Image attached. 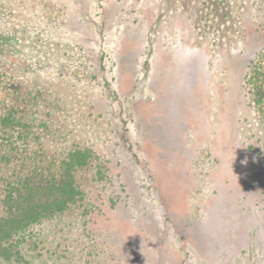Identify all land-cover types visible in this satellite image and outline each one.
<instances>
[{
	"label": "rangeland",
	"instance_id": "obj_1",
	"mask_svg": "<svg viewBox=\"0 0 264 264\" xmlns=\"http://www.w3.org/2000/svg\"><path fill=\"white\" fill-rule=\"evenodd\" d=\"M73 5L87 18L67 26ZM263 47L264 0H0L24 118L47 152L92 151L79 199L0 264H264V122L245 82Z\"/></svg>",
	"mask_w": 264,
	"mask_h": 264
},
{
	"label": "trees",
	"instance_id": "obj_2",
	"mask_svg": "<svg viewBox=\"0 0 264 264\" xmlns=\"http://www.w3.org/2000/svg\"><path fill=\"white\" fill-rule=\"evenodd\" d=\"M77 10L81 8L73 5L67 26L73 21L83 23L84 17L87 18ZM246 76L248 93L264 122V47ZM15 85L11 73L0 66V259L3 260H12L19 254L14 244L19 233L38 221L61 214L79 199L76 172L92 155L90 149L77 146L64 156L47 152L39 142V130L44 124L24 118L26 97H19ZM199 222L195 230L209 221L200 218ZM212 222L214 232L217 222ZM209 243L206 242L208 248Z\"/></svg>",
	"mask_w": 264,
	"mask_h": 264
}]
</instances>
